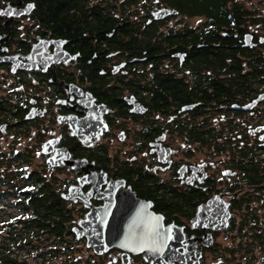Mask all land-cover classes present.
I'll use <instances>...</instances> for the list:
<instances>
[{
  "label": "flooded vegetation",
  "instance_id": "flooded-vegetation-1",
  "mask_svg": "<svg viewBox=\"0 0 264 264\" xmlns=\"http://www.w3.org/2000/svg\"><path fill=\"white\" fill-rule=\"evenodd\" d=\"M84 2L62 30L0 0L7 221L43 203L49 176L18 169L37 159L70 215L56 242L100 264L264 263V0Z\"/></svg>",
  "mask_w": 264,
  "mask_h": 264
},
{
  "label": "trees",
  "instance_id": "trees-1",
  "mask_svg": "<svg viewBox=\"0 0 264 264\" xmlns=\"http://www.w3.org/2000/svg\"><path fill=\"white\" fill-rule=\"evenodd\" d=\"M84 1L85 0H36V2L40 5V9H44L46 14L49 16L48 18L50 21L55 24L56 21L59 22L62 30H69L72 26L70 23V16L73 15V12L71 9H81L80 14L84 17V14H86ZM75 22L76 21H74V24ZM96 22H100V20L97 19L95 22L94 19L88 21L84 20L82 25L77 22L76 29H86L85 24L94 25ZM92 25L87 27V29H91ZM20 191L21 189H12L10 193L15 194ZM41 200L43 203L34 202L35 206L32 207L33 211L27 212V222L29 224H27L26 228L21 227L24 222L22 215L16 216L11 221H7V223L0 225V230H7V232L10 233L9 242L0 246V264L17 263V254H13L11 251L12 248H23L25 245L31 244L33 239H40L41 236H51L54 237L56 241V234L58 232L61 233V231L66 229L63 224L68 221L70 215L64 209L60 210L63 208V204L61 202L59 203L60 200L56 201V192L52 185L50 186V182L46 179L44 180L43 197H41ZM57 202L59 212H56ZM28 208L31 207H26V209ZM38 224L39 226H37ZM55 250L48 249L42 256L45 257L48 253L51 256H56ZM71 262L79 264L80 260L75 257L71 259Z\"/></svg>",
  "mask_w": 264,
  "mask_h": 264
},
{
  "label": "rangeland",
  "instance_id": "rangeland-1",
  "mask_svg": "<svg viewBox=\"0 0 264 264\" xmlns=\"http://www.w3.org/2000/svg\"><path fill=\"white\" fill-rule=\"evenodd\" d=\"M35 158V157H34ZM15 161L12 162V167H7V165H0V171L2 169H5L7 172L6 174H10V177L15 180V177L11 176V174H15L14 172L11 173L12 169L16 167ZM40 162L37 159L33 160V163L30 166H19V170L22 168L24 169V174H30V171L32 169H37L43 172L45 177L49 176V181L53 188H56V172H50V170L44 165L43 167H39ZM18 174H21V172H18ZM16 175V174H15ZM20 175V176H21ZM9 177L10 180L11 178ZM55 178V179H54ZM2 179V177H1ZM8 185H6L5 181L0 180V188H6ZM11 191V189H8ZM11 195L4 194L2 199L0 197V225L5 224L8 217H11L13 213H16L17 207L14 205H11L10 202H14L16 204V199L14 193H10ZM14 200V201H13ZM7 231V230H6ZM5 232V231H4ZM4 239L3 234L0 235V240ZM87 245V244H86ZM34 246V247H32ZM48 249H52L56 251V256H51L49 253L43 257V253L47 251ZM11 251L13 254H17V261L22 260L26 261V264H76L74 262H71V259L77 258L80 256V263L79 264H100L101 260H98L97 258H94L90 255L89 252L85 250V247L83 245L79 246H68L66 247L65 244L62 243V245L55 241L54 237H45L41 236L40 239H34L31 241V244L25 245L23 248H12ZM64 252V253H62ZM15 264V263H14Z\"/></svg>",
  "mask_w": 264,
  "mask_h": 264
},
{
  "label": "water",
  "instance_id": "water-1",
  "mask_svg": "<svg viewBox=\"0 0 264 264\" xmlns=\"http://www.w3.org/2000/svg\"><path fill=\"white\" fill-rule=\"evenodd\" d=\"M68 199L70 198V196L69 195H67L66 196ZM74 200H75V198H73ZM80 222H82L81 224H80ZM79 222V225H80V227H82L81 228V235L80 236H84V235H86L85 233V227H86V224H85V222H87V223H89L90 221H87L86 219H82L81 221ZM92 229H94V226H92ZM90 230V229H89ZM78 237H79V235H77ZM87 247H93L94 248V251L95 252H97V253H100V251L101 250H99L100 249V245H98V244H90L89 242H87V245H86Z\"/></svg>",
  "mask_w": 264,
  "mask_h": 264
},
{
  "label": "snow or ice",
  "instance_id": "snow-or-ice-1",
  "mask_svg": "<svg viewBox=\"0 0 264 264\" xmlns=\"http://www.w3.org/2000/svg\"><path fill=\"white\" fill-rule=\"evenodd\" d=\"M31 7H33V5H31V4H29L28 5V8H31ZM153 234L156 236V237H159L160 239H164V236L160 233V232H158V231H155V228H153ZM171 237L169 236L168 237V239H170Z\"/></svg>",
  "mask_w": 264,
  "mask_h": 264
},
{
  "label": "built area",
  "instance_id": "built-area-1",
  "mask_svg": "<svg viewBox=\"0 0 264 264\" xmlns=\"http://www.w3.org/2000/svg\"><path fill=\"white\" fill-rule=\"evenodd\" d=\"M217 264H229V263H227L226 261H221V262H219Z\"/></svg>",
  "mask_w": 264,
  "mask_h": 264
}]
</instances>
